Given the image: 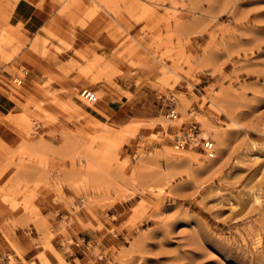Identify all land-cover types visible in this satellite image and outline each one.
I'll use <instances>...</instances> for the list:
<instances>
[{
  "label": "rangeland",
  "instance_id": "rangeland-1",
  "mask_svg": "<svg viewBox=\"0 0 264 264\" xmlns=\"http://www.w3.org/2000/svg\"><path fill=\"white\" fill-rule=\"evenodd\" d=\"M18 1L0 0V264H264V0H53L32 33ZM191 124L212 159L171 147Z\"/></svg>",
  "mask_w": 264,
  "mask_h": 264
},
{
  "label": "crops",
  "instance_id": "crops-1",
  "mask_svg": "<svg viewBox=\"0 0 264 264\" xmlns=\"http://www.w3.org/2000/svg\"><path fill=\"white\" fill-rule=\"evenodd\" d=\"M56 7V2L53 0H20L13 7L9 22L13 25L21 24L26 32L32 33L38 29L39 25H46L49 22ZM70 44L72 50L80 48L77 45V41H73ZM129 87L123 90V92L125 91V93L131 97L128 101L130 107L141 109L143 102L147 101L146 99L151 96V93H146L141 88L129 89ZM123 106L124 103H117L114 109L106 104V106L101 109V113L109 120L115 122V124L120 125V120L126 116V112L122 111ZM161 109L162 108L159 107V110L155 112L159 113ZM130 116L135 118H149L139 113H133Z\"/></svg>",
  "mask_w": 264,
  "mask_h": 264
},
{
  "label": "built area",
  "instance_id": "built-area-1",
  "mask_svg": "<svg viewBox=\"0 0 264 264\" xmlns=\"http://www.w3.org/2000/svg\"><path fill=\"white\" fill-rule=\"evenodd\" d=\"M82 99L90 104L96 102V98L93 93L83 89L79 92ZM197 127L194 124L189 125L186 130L179 136L174 137L171 143V147L175 150H182L190 148L192 150L198 151L201 155L206 158H210L213 155V145L209 140H199L196 139Z\"/></svg>",
  "mask_w": 264,
  "mask_h": 264
},
{
  "label": "bare ground",
  "instance_id": "bare-ground-1",
  "mask_svg": "<svg viewBox=\"0 0 264 264\" xmlns=\"http://www.w3.org/2000/svg\"><path fill=\"white\" fill-rule=\"evenodd\" d=\"M15 82H17L18 84H20L19 83V81H15ZM173 114V113H172ZM196 127H197V125H196ZM203 129V128H202ZM206 130V129H205ZM198 131V130H197ZM203 135L204 136H206L207 135V133H203ZM175 137H179V136H175ZM200 139L199 140H207V139H205L204 137H202L201 135H200ZM196 139H198V135L196 136ZM210 142H211V140H209ZM212 145H213V155L210 157V158H207V159H212L213 157H214V155H215V148H214V144L212 143ZM186 149H188V148H186ZM190 149V148H189ZM183 150V149H182ZM177 155V154H176ZM170 160H171V162H180L181 161V159L179 160L177 157H174V155H173V157H170ZM254 200H255V202L258 204L259 203V199H258V197L257 196H255V198H254ZM254 202V201H253ZM254 202V203H255Z\"/></svg>",
  "mask_w": 264,
  "mask_h": 264
}]
</instances>
